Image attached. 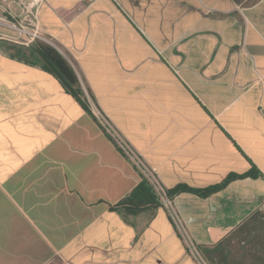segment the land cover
Returning a JSON list of instances; mask_svg holds the SVG:
<instances>
[{"label": "crops", "instance_id": "0c3cea01", "mask_svg": "<svg viewBox=\"0 0 264 264\" xmlns=\"http://www.w3.org/2000/svg\"><path fill=\"white\" fill-rule=\"evenodd\" d=\"M40 21L43 40L0 39V264H197L162 204L111 209L141 172L95 110L166 191L254 165L262 176L170 199L203 256L230 236L222 264H264V227L253 245L254 220L240 230L264 215V0H45ZM39 43L67 61L87 108Z\"/></svg>", "mask_w": 264, "mask_h": 264}, {"label": "trees", "instance_id": "16d2710c", "mask_svg": "<svg viewBox=\"0 0 264 264\" xmlns=\"http://www.w3.org/2000/svg\"><path fill=\"white\" fill-rule=\"evenodd\" d=\"M37 53L42 59L44 67L47 69L48 72H50L60 81L63 89L73 95L81 103V105L87 108L80 97L81 90L79 88L78 78L72 68L67 63V61L63 58V56L53 47L43 43L38 44ZM247 176L257 177L262 176V174L254 165H252V167L246 173L231 174L226 177L221 183L218 184H214L205 188H193L184 184H180L174 187L173 189L166 191V193L169 198H172L173 195L183 191L192 192L200 196H207L224 188L229 181L234 180L235 178H242ZM158 206H161V201L153 185L141 173V180L133 189V191L127 197L119 201L117 204L111 206V209L124 211L125 213L129 214H137L141 211L149 210ZM259 217H263V219L262 221L257 222L256 219ZM252 221L253 225L251 226V229L248 230V233L249 231L250 233H252V236L250 234L248 239V242L251 243V245L256 244V238L259 228L264 227V215L259 212L254 213L249 219V221L243 226H241L240 230H244L247 225ZM235 248L236 246L235 244H231L229 236L224 240L220 241L215 246L211 248L201 247V250L204 256L210 262L214 264H222V262L224 263L228 261L229 256H231L232 253L236 252ZM250 250L251 249L244 250V254H247L248 251L250 252ZM262 250H264V246H262Z\"/></svg>", "mask_w": 264, "mask_h": 264}, {"label": "built area", "instance_id": "2783aa9c", "mask_svg": "<svg viewBox=\"0 0 264 264\" xmlns=\"http://www.w3.org/2000/svg\"><path fill=\"white\" fill-rule=\"evenodd\" d=\"M44 2L45 0H0V39L23 45L43 40L40 10ZM14 5H16V8H14ZM93 113L117 148L133 162L153 185L161 204L168 210L175 227L183 238L188 254L197 264H210L204 258L198 245L193 241L184 223L181 222L173 209L171 199L155 177L153 170L143 161L140 155L102 112L95 110Z\"/></svg>", "mask_w": 264, "mask_h": 264}]
</instances>
